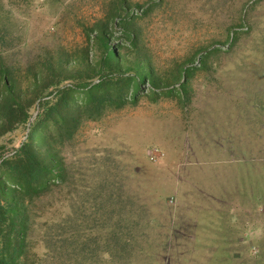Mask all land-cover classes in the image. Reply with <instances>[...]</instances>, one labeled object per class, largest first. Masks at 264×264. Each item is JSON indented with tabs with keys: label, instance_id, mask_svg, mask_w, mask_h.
Listing matches in <instances>:
<instances>
[{
	"label": "rangeland",
	"instance_id": "374dc122",
	"mask_svg": "<svg viewBox=\"0 0 264 264\" xmlns=\"http://www.w3.org/2000/svg\"><path fill=\"white\" fill-rule=\"evenodd\" d=\"M109 18L122 46L128 20L156 89L52 143L63 177L25 196L21 264H264V0H0V99L5 75L25 106L59 64L92 63Z\"/></svg>",
	"mask_w": 264,
	"mask_h": 264
},
{
	"label": "trees",
	"instance_id": "16d2710c",
	"mask_svg": "<svg viewBox=\"0 0 264 264\" xmlns=\"http://www.w3.org/2000/svg\"><path fill=\"white\" fill-rule=\"evenodd\" d=\"M121 22L128 28V20ZM93 26L94 35L88 37L96 45L93 50L98 51L97 59L87 63L85 57H81L70 71L61 69L59 64L60 76L53 81L41 80L46 83L37 86L25 106L17 105L16 97L10 92L13 86L8 84L7 75L4 76L3 86L9 91L7 97L0 99V118L6 124L0 126V137L10 131L14 123H25L28 108L35 101L38 103L34 118L26 126V137L21 146L12 157L0 159V264H21L19 259L27 247L23 238L28 223L25 196L39 194L46 180L53 175L54 179L63 177L61 171L56 177L53 171L57 163L52 164L55 161L50 151L52 143L68 140L82 122L97 119L107 108L120 110L134 104L145 82H150L151 87L156 86L153 69L138 53L133 33L124 28L126 46H122L111 42L114 27L110 18ZM121 49L125 52H120ZM129 50L135 53L131 54ZM64 81L72 84L61 87ZM50 87L49 94L53 96L45 100L42 93ZM52 129L54 135L49 133ZM42 147L45 148L44 155Z\"/></svg>",
	"mask_w": 264,
	"mask_h": 264
}]
</instances>
